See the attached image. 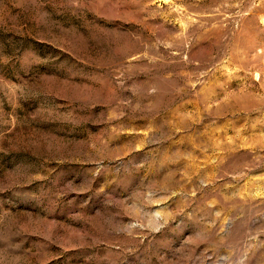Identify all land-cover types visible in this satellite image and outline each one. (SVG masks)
<instances>
[{
	"label": "rangeland",
	"instance_id": "374dc122",
	"mask_svg": "<svg viewBox=\"0 0 264 264\" xmlns=\"http://www.w3.org/2000/svg\"><path fill=\"white\" fill-rule=\"evenodd\" d=\"M0 264H264V0H0Z\"/></svg>",
	"mask_w": 264,
	"mask_h": 264
}]
</instances>
